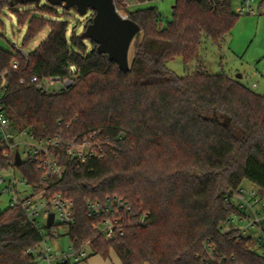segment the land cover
I'll list each match as a JSON object with an SVG mask.
<instances>
[{
	"label": "trees",
	"instance_id": "1",
	"mask_svg": "<svg viewBox=\"0 0 264 264\" xmlns=\"http://www.w3.org/2000/svg\"><path fill=\"white\" fill-rule=\"evenodd\" d=\"M61 8L47 0H0V14L8 9L19 25L27 24L24 48L49 28L26 56L0 45V82L6 81V115L14 127L76 141L97 130L115 144L113 151L105 145L103 158L85 162L62 146L64 172L45 180L29 159L14 164L36 189L45 184L47 195L61 192L73 200L76 219L66 234L78 245L90 241V256L108 258L113 251L121 264H213L204 243L230 264H264L250 238L223 229L236 212L228 191L247 180L264 196V94L224 71L210 72L199 53L203 36L218 43L232 31L240 14L230 0H175L171 19L152 6L130 11L141 31L128 71L98 52L93 39L88 47L80 33L69 32ZM90 11L84 29L94 17ZM178 55L185 68L195 61L194 71L173 72L167 62ZM70 64L77 75L68 89L42 93L20 83L33 75L66 77ZM9 167L0 154V171ZM114 195L132 204V223L104 238L88 216L86 197ZM143 212L148 215L140 224ZM41 240L21 205L0 208V264H35L27 249Z\"/></svg>",
	"mask_w": 264,
	"mask_h": 264
},
{
	"label": "built area",
	"instance_id": "2",
	"mask_svg": "<svg viewBox=\"0 0 264 264\" xmlns=\"http://www.w3.org/2000/svg\"><path fill=\"white\" fill-rule=\"evenodd\" d=\"M116 1L118 5H116ZM153 0H114L117 12L124 18H129V12L140 7L144 3ZM256 0H240L237 13H255L254 2ZM260 1V5L261 2ZM232 5V0H230ZM259 5V6H260ZM134 6V7H132ZM259 8V7H258ZM23 55H27L24 49H18ZM17 61L12 64L17 68ZM77 75V67L70 64L68 75H50L40 78L33 75L30 79L21 78L20 83L32 84L42 93H52L68 89L74 84ZM59 84V87H55ZM253 87L257 83L252 84ZM6 92V81L0 82V154L7 159L10 171L8 176L0 177V193H9V206L21 205L25 210L26 217L40 229L42 240L40 243L29 247L27 252L36 258L35 264H63L77 263L86 260L91 255L90 241H85L78 245L76 240L71 239L69 249L66 251H54L47 242L48 237L59 236L60 226L66 227L75 223V209L73 200L67 195L58 192L47 195L46 186L36 189L22 177L15 175L18 169L14 165L19 154L21 161L29 159L41 171L42 178L48 179L53 176H61L65 166L60 162V148L65 146L67 156L78 162H85L88 158H103L106 155L105 145L113 151L115 144L109 140H104L100 136V131H93L80 141L65 140L60 135H48L45 137L35 136L27 128H16L12 125L6 115L4 95ZM30 187V192L26 187ZM21 187V190H19ZM227 201L236 208L226 220L225 231H236L237 234L250 238L253 248L264 259V196L259 193L258 188L241 186L238 190L228 191ZM88 216L95 219V230L98 235L104 238H113L125 231L126 226L131 222L133 215L132 204L121 196H108L104 200L86 197ZM50 213H54L53 223L47 227ZM147 212L141 213L137 221L141 224L146 221ZM50 229V231H48ZM207 259L213 264H230L225 257L219 256L213 246L208 243L203 244Z\"/></svg>",
	"mask_w": 264,
	"mask_h": 264
},
{
	"label": "rangeland",
	"instance_id": "3",
	"mask_svg": "<svg viewBox=\"0 0 264 264\" xmlns=\"http://www.w3.org/2000/svg\"><path fill=\"white\" fill-rule=\"evenodd\" d=\"M240 0H232V8L238 11ZM261 0L254 2L257 9L255 13H242L239 15L232 31L225 37L223 41L213 42L210 38L203 36L200 46V55L210 72L224 71L230 75L237 77L242 74L239 79L252 87L256 92L264 94V1L260 5ZM175 0H153L144 3L143 7H156L163 15L164 19H171ZM260 5V6H259ZM134 7V6H132ZM259 7V8H258ZM23 9V7L21 8ZM92 11L86 14L78 13L73 7L70 9H60L59 16L69 20V32L75 30L82 34L85 24L90 19ZM27 28V24L19 25L17 18L13 12L6 9L5 13L0 14V31L3 36L0 38V45L4 48L15 50L24 49L26 52H33L45 39L49 32V28L41 31L36 38L27 47H23L22 40ZM85 38V43L91 47V43ZM132 52L130 51V58ZM197 63L192 61L189 68H185L183 59L180 55L167 62V66L176 74L184 76L190 74L196 68ZM238 78V77H237ZM257 83L253 87V83ZM55 87H59L56 84ZM10 171L1 170V176L10 175ZM17 178L20 177V171H16ZM243 186L253 188L254 185L250 181H244ZM1 189V188H0ZM21 190V187H19ZM30 192V187H26ZM10 194L0 193V208L4 209L9 206ZM59 236L48 237L47 242L54 251L70 252V237L66 234V227L60 226L58 229ZM75 264H121L115 252L111 251L108 258L102 257L100 254H94L88 259L77 262Z\"/></svg>",
	"mask_w": 264,
	"mask_h": 264
},
{
	"label": "water",
	"instance_id": "4",
	"mask_svg": "<svg viewBox=\"0 0 264 264\" xmlns=\"http://www.w3.org/2000/svg\"><path fill=\"white\" fill-rule=\"evenodd\" d=\"M40 0H15V2L28 3ZM52 5H64L66 9L77 8L80 14H86L89 9L94 11L91 23L82 32L83 38H91L97 43V50L105 53L111 60H115L120 69H130V49L137 33L141 31L140 25L130 18L122 17L116 10L114 0H47ZM238 78L241 74L237 75ZM20 162V156H16ZM54 213H50L47 227L50 228ZM50 231V229L48 230Z\"/></svg>",
	"mask_w": 264,
	"mask_h": 264
},
{
	"label": "crops",
	"instance_id": "5",
	"mask_svg": "<svg viewBox=\"0 0 264 264\" xmlns=\"http://www.w3.org/2000/svg\"><path fill=\"white\" fill-rule=\"evenodd\" d=\"M241 77H242V74H241Z\"/></svg>",
	"mask_w": 264,
	"mask_h": 264
}]
</instances>
